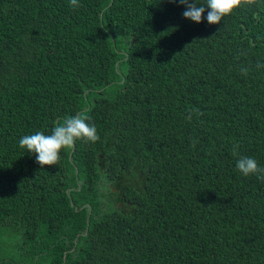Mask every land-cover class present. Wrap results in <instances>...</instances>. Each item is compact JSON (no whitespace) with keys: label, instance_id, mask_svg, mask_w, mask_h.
<instances>
[{"label":"trees","instance_id":"1","mask_svg":"<svg viewBox=\"0 0 264 264\" xmlns=\"http://www.w3.org/2000/svg\"><path fill=\"white\" fill-rule=\"evenodd\" d=\"M185 10L0 0V264H264V0ZM77 113L99 141L19 147Z\"/></svg>","mask_w":264,"mask_h":264},{"label":"clouds","instance_id":"2","mask_svg":"<svg viewBox=\"0 0 264 264\" xmlns=\"http://www.w3.org/2000/svg\"><path fill=\"white\" fill-rule=\"evenodd\" d=\"M73 6H78V0H70ZM175 3L176 0H171ZM185 6L183 15L186 19L197 24L203 23L204 13L207 11V21L210 25H219L226 16L249 3L250 0H206V4L199 5L196 0H179ZM90 117L77 113L56 122L51 134L37 131L35 134L22 136L19 147L26 149L35 156L36 162L43 168L55 166L61 159L62 150H70L77 141L96 143L100 140L94 124L89 123ZM238 148V146H237ZM237 154L234 150V155ZM236 167L245 176L255 175L264 181V167L251 157L242 156L236 162Z\"/></svg>","mask_w":264,"mask_h":264}]
</instances>
